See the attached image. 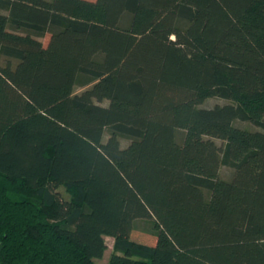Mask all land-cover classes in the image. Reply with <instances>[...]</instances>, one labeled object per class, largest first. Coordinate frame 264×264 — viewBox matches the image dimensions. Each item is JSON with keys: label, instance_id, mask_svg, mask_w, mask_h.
<instances>
[{"label": "trees", "instance_id": "trees-1", "mask_svg": "<svg viewBox=\"0 0 264 264\" xmlns=\"http://www.w3.org/2000/svg\"><path fill=\"white\" fill-rule=\"evenodd\" d=\"M107 235V264H264V0H0V264Z\"/></svg>", "mask_w": 264, "mask_h": 264}, {"label": "rangeland", "instance_id": "rangeland-1", "mask_svg": "<svg viewBox=\"0 0 264 264\" xmlns=\"http://www.w3.org/2000/svg\"><path fill=\"white\" fill-rule=\"evenodd\" d=\"M47 37H48V33L42 37L44 44L47 42ZM74 89H75V91H81L83 89V87L76 86ZM224 101H227V100L224 98L217 97V96H211V97H208L204 100L203 105H212L214 103H217V102L219 103V102H224ZM241 125H243L247 128L250 127L246 123H243ZM229 173H230V171L226 166L220 167V175L222 177H227ZM59 191L64 198L69 197V194L64 190V188L60 187ZM150 224H151L150 219H137V220H135L136 228L134 230H132V232L130 234L131 238H133L135 240L147 242V243H154L155 236L153 234H149L147 232L142 231V228L150 226ZM104 239H105V243H106V249H105L102 257L95 260L97 262V264H107L109 257L113 251L114 238L112 236L107 235L104 237Z\"/></svg>", "mask_w": 264, "mask_h": 264}]
</instances>
